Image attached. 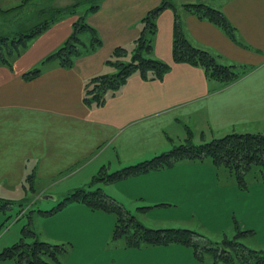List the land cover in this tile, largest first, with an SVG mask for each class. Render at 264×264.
<instances>
[{"label":"crops","instance_id":"0c3cea01","mask_svg":"<svg viewBox=\"0 0 264 264\" xmlns=\"http://www.w3.org/2000/svg\"><path fill=\"white\" fill-rule=\"evenodd\" d=\"M0 1L6 2L5 7L0 3L2 13L15 8L13 0ZM163 1L104 0L87 15L101 45L77 57L71 67H64L54 54L72 34L78 15L52 21L19 43L7 61H0V197L14 202L27 198L30 174L40 182L68 180L73 191L90 184L92 177L150 159L176 144L199 145L231 132H264V0H170L175 6L157 18L153 50L170 66L164 77L136 71L104 104L85 101L88 82L96 75L116 73L117 65L108 62L114 49H130L140 35L141 19ZM191 2L221 10L234 36L187 10L184 4ZM177 13L192 44L247 73L225 84L209 77L203 66L174 61ZM21 21V16L0 17V26ZM131 56L129 51L120 59L129 61ZM35 69L39 73L25 77ZM101 187L146 226L151 225L145 220H151L157 222L155 228L189 227L224 238L235 236L236 221L254 232L243 238L246 244L264 248V180L242 189L234 181L221 180L208 161H183ZM63 194H55L54 203L59 204ZM41 210L43 224L34 230L36 237L71 243L64 264H173L177 257L185 264H211L183 244L116 246L110 242L115 216L84 203H70L49 215ZM6 220L0 215V252L22 236V230H3Z\"/></svg>","mask_w":264,"mask_h":264},{"label":"trees","instance_id":"16d2710c","mask_svg":"<svg viewBox=\"0 0 264 264\" xmlns=\"http://www.w3.org/2000/svg\"><path fill=\"white\" fill-rule=\"evenodd\" d=\"M31 3L25 5L26 14ZM25 6H22L23 10ZM173 6L175 5L170 0H165L161 5L145 14L141 19L140 35L133 41L131 50L124 46H117L114 49L113 57L108 62H114L117 65V71L114 74H100L92 77L85 90L84 99L88 104L93 103L97 106L104 104L109 93L118 92L136 71L143 75L151 72L149 75L151 78L162 79L164 77L170 66L153 55L154 38L157 33V18L165 8ZM97 7L98 4L92 6L82 15L78 14L76 4L58 8L50 18L33 25L34 27L30 31L17 32L19 34H17V38H11L12 34V36L4 34L6 40L2 37L1 41L4 40V43H1L6 47L7 54L1 50L0 61H7V55L15 51L19 43L41 33L52 21L78 15L72 34L54 54L64 67L73 66L77 57L91 53L101 45L102 40L96 29L87 21V15ZM184 7L217 24L229 36H234V27L221 10L202 2L186 3ZM181 23V17L177 13L174 22V61L203 66L209 77L218 79L225 84H232L247 73L246 69L241 70L236 65L220 63L208 50L192 44L186 37ZM9 31L11 32V30ZM86 38H90L88 42L85 40ZM129 51L132 52L130 61L120 59ZM37 73H39V69L25 73V77L29 78ZM183 161H208L217 169L221 180L234 181L240 188L247 189L251 182L264 180V132H231L199 145L191 141L176 144L168 151L150 159L108 173L107 182L111 183L140 173L169 168ZM30 180H35L34 174L28 176L27 181L30 182ZM28 188L29 190L33 189L31 185H28ZM23 200L19 202L21 205H23ZM75 202L84 203L93 209L110 212L115 216L116 224L110 242L116 243V246L119 247L142 248L183 244L190 247L196 258L201 261H207L210 257L211 264H264V248H253L242 241L245 236L252 235L254 232L242 229L236 221L234 223L235 236H225L222 241H209V239V242L202 241L200 237H210L193 228L147 227L137 219L134 213L113 197L100 190L93 192L87 191L85 188L75 189L65 196L56 208L41 211L48 213L47 215L53 214ZM17 203L0 197V213H7ZM71 248V243H53L36 237L34 229L28 223L24 225L19 241L0 252V260H10L13 264H64L66 255L69 254Z\"/></svg>","mask_w":264,"mask_h":264},{"label":"rangeland","instance_id":"374dc122","mask_svg":"<svg viewBox=\"0 0 264 264\" xmlns=\"http://www.w3.org/2000/svg\"><path fill=\"white\" fill-rule=\"evenodd\" d=\"M103 1L104 0H21V1L20 0H13L12 4H16L14 6L15 8L13 7L14 9L12 11H8V12L3 11L5 13H2V11H0V17H5V19H7V18L13 19L14 16H21L22 21L18 22L15 26H12V27L11 26H5V24L1 22V24H3V25L0 26V51L2 50L4 54H6V52H7L6 47L2 44V43H4V40L1 41V38L3 37L6 40L5 35L12 33L9 30L14 31L12 33L13 36L11 35L12 36L11 38H17L19 35L18 33H24V32L30 31L34 27L33 25L39 24L40 22H44L46 19L50 18L58 8H63V7L66 8V7H70L71 5L76 4V7H77L76 9L78 10L79 14L82 15V14L86 13L87 9L90 10L92 8V6H94V5L96 6L98 4V7L96 9L94 8L95 10L93 9L94 11H96L98 8L101 7V4L103 3ZM29 2H32V3L30 4L28 13L26 14L25 13V8H26L25 5L28 4ZM0 3L4 7L6 6L5 1H0ZM7 4H9V2H7ZM12 4H9L10 7ZM22 6H25L24 10L22 9ZM89 39L90 38H87V42ZM20 51H21V49H20ZM10 56H12V54ZM129 58H131V57H129ZM129 58H128V60L130 61ZM241 70H244V68H241ZM107 175H108V173H106V172L99 174L98 177L95 179L96 180L95 182H94L93 177H92L89 180L90 182H88L90 184H86L85 187H83V188H85L87 191L96 192L97 190H100L101 192L105 193L103 188L101 187V185H103L105 182L108 181ZM75 181H78V180L76 179ZM28 185H31L33 187V189L31 190V193L29 194V196L23 200L24 201L23 205H21V203L18 202L7 213H5V214L1 213L0 214V215L4 216V221L6 220L7 217H9L6 220V226H4L3 230H5L7 228L8 229L11 228L10 229L11 233H15V232L21 233V230L24 227V225L30 223L31 227L34 230L39 231V229L41 228V226L43 224V220H42L40 214L38 213V211L40 209L46 210L45 208L47 206L49 208L54 206V205L56 206L58 204V202L54 203V201L56 200V197L54 196L55 194H59L61 192L62 193L64 192L65 194H63V196H67L68 194L75 191V190L69 191L71 189V183L68 180H64V181H60V182L57 181L56 183L52 182V180H46V181H41V182L37 181V180H30V182H28ZM66 191H69V192H66ZM41 194L51 196L52 198H43V197H41ZM58 197H59V195H58ZM21 208L24 211L23 213L20 212ZM145 221L149 225H151V226L147 225V227L155 228L158 226L157 222H155V221H151V220H145ZM169 228H173V227H169ZM199 230H197V231H199ZM200 231L210 237V238H208L206 236H202V237H200V240H202V241H205V240L208 241V239H209V241L210 240L222 241V239H223L221 235L209 234L203 230H200ZM28 239L30 240L31 238H28ZM41 239H43V238H41ZM245 239H243V241ZM214 244H217V243H214ZM251 247H253V246H251ZM181 259H182L181 257L174 258L173 264L177 263V262H178V264H185L184 260H181ZM207 262L211 263L210 257L207 259Z\"/></svg>","mask_w":264,"mask_h":264},{"label":"water","instance_id":"95a60500","mask_svg":"<svg viewBox=\"0 0 264 264\" xmlns=\"http://www.w3.org/2000/svg\"><path fill=\"white\" fill-rule=\"evenodd\" d=\"M43 198H52L51 196L43 195Z\"/></svg>","mask_w":264,"mask_h":264}]
</instances>
